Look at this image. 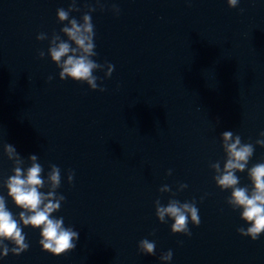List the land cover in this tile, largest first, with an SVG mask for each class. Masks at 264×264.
I'll return each mask as SVG.
<instances>
[{
  "label": "water",
  "instance_id": "1",
  "mask_svg": "<svg viewBox=\"0 0 264 264\" xmlns=\"http://www.w3.org/2000/svg\"><path fill=\"white\" fill-rule=\"evenodd\" d=\"M86 3L94 0H80L76 19ZM113 3L118 17L92 16L95 59L115 66L110 79L94 73L107 89L100 92L61 81L51 58H39L48 43L37 35L59 32L57 9L69 0H0V178L13 168L4 143L26 161L38 155L45 178L50 164L60 167L66 202L54 215L79 232L76 249L55 257L42 250L40 231L26 228L29 251L0 264H161L169 250L170 264H264V235L253 242L238 234L247 225L209 167H223L222 132L245 143L264 132V0H240L236 9L227 0H106L105 7ZM262 160L257 146L249 167ZM238 175L241 186L250 183ZM181 183L188 188L177 198L199 208L191 237L173 235L172 221L160 224L155 214V200L170 198L159 189L175 192ZM0 194L7 198V189ZM7 206L18 216L10 198ZM144 238L155 240V256L139 253Z\"/></svg>",
  "mask_w": 264,
  "mask_h": 264
},
{
  "label": "clouds",
  "instance_id": "2",
  "mask_svg": "<svg viewBox=\"0 0 264 264\" xmlns=\"http://www.w3.org/2000/svg\"><path fill=\"white\" fill-rule=\"evenodd\" d=\"M80 0H69V7L57 9V21L63 25L59 32L53 31L51 36L45 32L37 35V41L48 43L47 53L39 51L41 60L46 55L59 69L61 81L71 80L79 84H86L92 91L106 92L100 84L103 80L94 75L104 72V78L110 79L115 66L111 63H98L95 44V25L92 16L97 11L110 10L119 16L121 9L113 3L111 9L105 7L106 0H94V4H85V9L78 20L72 14L81 13L78 6ZM229 8L236 9L240 0H227ZM243 11V10H242ZM66 38V39H65ZM106 70V71H105ZM53 76L48 77L50 83ZM99 81V83H98ZM222 149L224 152L223 167L221 161L211 162L213 180L222 192H230L226 204L233 212H239L240 220L247 227L237 228L241 237L250 238L253 242L264 235V160L249 167L256 147L264 149V132L259 134L255 142H243L240 135L232 131L221 133ZM3 155L12 163V174L6 179L0 178V189H7V198L0 194V260L10 254L16 257L29 251L24 229L39 230V241L42 250L55 257L71 253L77 247L79 232L72 226H65L64 217L57 218L54 214L61 211L66 197L59 194L62 184V170L55 164H50L45 178V168L39 162L36 154L28 156L27 161L21 156L14 145L2 144ZM247 173L249 184L241 186L238 174ZM172 170L168 171V176ZM75 180V172L67 171V182L71 185ZM188 188L186 183H181L177 191L164 185L159 189L161 195L168 194L167 204L161 199L154 202L155 214L160 224L172 221L171 232L173 235L191 237L189 223L199 227L201 220L199 208L195 199L183 201L177 198L178 194ZM10 198L16 208L20 209L18 216L7 206ZM201 197L200 203H203ZM155 236V230L151 233ZM11 245V247H9ZM141 255H156V242L144 238L138 245ZM161 264H170L173 259L172 250L161 253Z\"/></svg>",
  "mask_w": 264,
  "mask_h": 264
}]
</instances>
